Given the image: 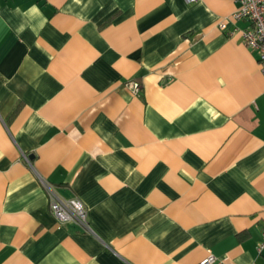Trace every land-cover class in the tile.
<instances>
[{
	"label": "crops",
	"instance_id": "obj_1",
	"mask_svg": "<svg viewBox=\"0 0 264 264\" xmlns=\"http://www.w3.org/2000/svg\"><path fill=\"white\" fill-rule=\"evenodd\" d=\"M238 6L0 0V264H264V76Z\"/></svg>",
	"mask_w": 264,
	"mask_h": 264
},
{
	"label": "built area",
	"instance_id": "obj_2",
	"mask_svg": "<svg viewBox=\"0 0 264 264\" xmlns=\"http://www.w3.org/2000/svg\"><path fill=\"white\" fill-rule=\"evenodd\" d=\"M199 0H184L187 5L197 3ZM233 21H246L248 28L241 32L243 43L258 56V61L261 67V73L264 76V0H239V6L232 14ZM226 23L221 22L219 29L224 31ZM135 91L138 86L134 85ZM27 164L30 165V159L23 155ZM50 193L49 209L52 217L59 224L76 222L85 230L91 232L88 225L87 211L83 204L78 199H62L51 193V190L46 186ZM257 251L264 256V226L261 233V240L257 246ZM214 257H207L199 264H214Z\"/></svg>",
	"mask_w": 264,
	"mask_h": 264
},
{
	"label": "water",
	"instance_id": "obj_3",
	"mask_svg": "<svg viewBox=\"0 0 264 264\" xmlns=\"http://www.w3.org/2000/svg\"><path fill=\"white\" fill-rule=\"evenodd\" d=\"M29 159H31V157H29Z\"/></svg>",
	"mask_w": 264,
	"mask_h": 264
}]
</instances>
